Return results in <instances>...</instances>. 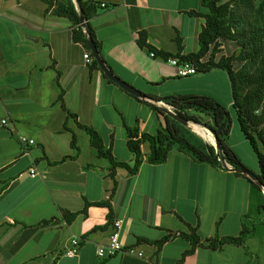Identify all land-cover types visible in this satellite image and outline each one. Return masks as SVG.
<instances>
[{
    "label": "crops",
    "instance_id": "crops-1",
    "mask_svg": "<svg viewBox=\"0 0 264 264\" xmlns=\"http://www.w3.org/2000/svg\"><path fill=\"white\" fill-rule=\"evenodd\" d=\"M93 2L97 10L88 23L117 76L151 96L213 98L200 91L192 76L199 72L180 76L136 42L144 31L154 49L197 51L204 17L190 11L205 13L201 0ZM44 8L40 0H0V264H264V212L257 211L264 196L232 171L196 162L176 149L165 162L151 164L145 141L136 173L115 167L109 198L110 164L97 157L77 122L93 127L117 160L132 164L124 126L154 134L164 126L163 117L108 82L100 68L89 74L87 50L72 40L68 19ZM72 135L77 150L70 146ZM107 199L109 207L93 204ZM86 202L85 213L65 219ZM243 217L253 231L242 245L197 246L181 263L177 260L190 247L187 239L172 237L159 250L154 243L196 225L201 239L237 236ZM116 219L122 244L135 246L141 258L97 257ZM73 237L83 240L77 254L67 256Z\"/></svg>",
    "mask_w": 264,
    "mask_h": 264
},
{
    "label": "trees",
    "instance_id": "trees-1",
    "mask_svg": "<svg viewBox=\"0 0 264 264\" xmlns=\"http://www.w3.org/2000/svg\"><path fill=\"white\" fill-rule=\"evenodd\" d=\"M40 1L45 5V12L50 11L55 16L68 19L72 26V40L81 43L92 57L87 44V34L80 24V11L76 8L73 0ZM79 1L85 28L104 59L106 67L115 74L112 63L102 54L101 45L88 23L89 19L96 14L97 6L93 0ZM201 4L206 9L205 13L190 11L191 14L204 17V25L198 33L199 47L197 51L180 54L179 52L171 53L154 49L147 43V36L144 31L138 33L136 42L139 47L148 52L151 51L163 59L175 57L192 62L196 66V72H207L212 68L226 71L231 90V107L235 112L240 132L256 156L259 172L255 173L247 167L230 145L226 143L230 132V114L226 107L215 99L204 95H169L163 97L148 95L154 101L152 102L134 96L119 87L129 95L144 102L155 113L161 115L164 126L154 134L145 132L139 134L136 126H124L126 146L134 155L133 163L128 164L114 157L111 148L104 145L101 135L93 127L77 122V125L89 135L90 145L95 148L97 157L107 159L110 164L109 176L113 179V186L109 198L116 186L114 179L115 167H123L130 174L136 173L143 159L140 145L145 141L149 145L146 160L151 164L165 162L172 149L189 155L196 162L207 163L213 167L224 168L222 163V160H224L232 168L244 171V173L238 171L233 173L247 179L255 189L262 193V186H264V132L261 129L264 122V107L261 106L264 100V0H201ZM219 40L233 41L238 47V54L235 56L221 55L216 58L220 48ZM235 61H242L244 65L235 69L233 66ZM246 67L251 68L250 71ZM95 68L98 69L99 66L92 57L89 74ZM103 77L108 82L115 84L104 73ZM59 100H62L61 94ZM155 101L168 104L176 115L186 121L197 122L198 119L194 113L208 115L211 119L209 127L215 132L218 139L217 147L187 136L183 130L184 126L163 112L161 107L155 104ZM61 106L64 107L62 104ZM257 111L259 112L256 113ZM72 115L76 117L74 113ZM70 146L72 149L77 150L74 135L71 137ZM66 157L68 156H64L62 159ZM69 157H72V155ZM254 178L258 179L260 185L253 180ZM89 204V202H86L79 212L65 213V219L70 221L77 213H85L86 206ZM93 204L108 207L110 205L109 199ZM257 211L259 214L264 212V203L258 206ZM244 220H246V217H243L242 227L237 236H214L201 239L196 225L190 228L189 233L167 234L154 243L157 250H159L162 244L172 237L181 236L187 239L190 242V247L177 260V263H181L184 257L197 246L219 249L225 244L242 245L246 237L253 231L252 227L245 225ZM98 228H103V226Z\"/></svg>",
    "mask_w": 264,
    "mask_h": 264
},
{
    "label": "rangeland",
    "instance_id": "rangeland-1",
    "mask_svg": "<svg viewBox=\"0 0 264 264\" xmlns=\"http://www.w3.org/2000/svg\"><path fill=\"white\" fill-rule=\"evenodd\" d=\"M219 42H220V48L216 54V58H219L221 55L235 56L238 54L239 52L238 47L233 41L219 40ZM243 65L244 64L242 61H239V62L235 61L233 63V66L235 69L241 68ZM246 69L249 70L251 68L246 67ZM192 76L194 79H199L200 91L209 93L217 102L221 103L229 111L231 124H230V132L226 139V143L233 147L234 152L238 155V157L243 161V163L247 167H249L253 172L258 173L259 169H258V163H257L256 156L252 152L246 139L243 137L242 133L240 132L237 121H236L235 112L232 109L231 104H230V102L232 101L231 90H230L229 78H228L226 71L221 70V69H211L209 72H206V73L199 72ZM261 106L264 107V100L262 101ZM258 112L259 111H257L256 113ZM194 114L197 117L198 121L197 122L189 121V125H183L184 132L190 138H196L198 141H202L203 143L212 144L214 146L213 136L211 132L208 130V127L211 124L210 117L202 113H194ZM193 124L200 125L203 128H205L206 131L209 133L208 135L211 136L212 140L204 139L198 134H196L192 130ZM261 129L264 132V122L261 125ZM118 137L119 135H116V138ZM115 144H118L117 139H116ZM147 150H148V145L146 143L143 145V151L146 152ZM261 194L264 195L263 192ZM262 203H264V198H263Z\"/></svg>",
    "mask_w": 264,
    "mask_h": 264
},
{
    "label": "built area",
    "instance_id": "built-area-1",
    "mask_svg": "<svg viewBox=\"0 0 264 264\" xmlns=\"http://www.w3.org/2000/svg\"><path fill=\"white\" fill-rule=\"evenodd\" d=\"M101 5L103 6L104 4ZM149 56L154 57L156 55L150 51ZM83 57L87 62L92 60V57L90 56V53L88 51H86L83 54ZM165 60L176 68L177 74L180 76H187L190 74H194L196 72V66L192 62L181 60L175 57H168ZM168 108L172 111L169 105ZM1 122L5 123L6 121L2 120ZM20 139L22 141H27L30 144L34 142L33 139L26 140V138L24 137H20ZM228 166L230 167L229 164ZM35 173H36L35 167L29 168L30 176H33ZM113 226L114 228L112 232L109 234L107 242L97 247L96 250L97 257L99 259L104 260L117 254H127L141 258L143 254L141 251L137 250L135 246H124L122 244L120 240L121 220L120 219L114 220ZM82 240L83 239L81 237H73L70 240V246L65 250L64 254L67 256H73L77 254V251L80 247Z\"/></svg>",
    "mask_w": 264,
    "mask_h": 264
},
{
    "label": "water",
    "instance_id": "water-1",
    "mask_svg": "<svg viewBox=\"0 0 264 264\" xmlns=\"http://www.w3.org/2000/svg\"><path fill=\"white\" fill-rule=\"evenodd\" d=\"M76 8L80 11V24L82 26V28L84 29V31L87 34V44L88 47L90 49V52L92 54V57L96 60V62L98 63V66L100 68V70L107 76L108 79H110L112 82H114L118 87H120L121 89L125 90L126 92L137 96L139 98L145 99V100H151L150 97L142 92L141 90L137 89L136 87L132 86L131 84H129L128 82H126L125 80L121 79L119 76H117L116 74H114L112 71H110L105 64L104 59L101 57L95 43L93 42V39L91 38V36L89 35V33L87 32V29L85 28V22L83 20L82 14H81V9H80V1L79 0H73ZM154 102V101H153ZM157 103H161L163 106L161 107L162 111L165 112L167 115H169L170 117H172L173 119H175L176 121H178L180 124L182 125H189V121H186L185 119H183L182 117H180L179 115H176L173 111H171L168 108V104L161 102V101H155ZM208 130L211 132L212 136H213V140H214V146L217 147V136L215 134V132L208 127ZM223 166L225 169L229 170V171H238L241 173H244V171H242L241 169H236V168H232L231 166L229 167L228 164L222 160ZM257 184L260 185V182L258 181V179L254 178L253 179ZM263 192H264V186H262Z\"/></svg>",
    "mask_w": 264,
    "mask_h": 264
},
{
    "label": "bare ground",
    "instance_id": "bare-ground-1",
    "mask_svg": "<svg viewBox=\"0 0 264 264\" xmlns=\"http://www.w3.org/2000/svg\"><path fill=\"white\" fill-rule=\"evenodd\" d=\"M192 130L198 134L199 136H201L204 139H208V140H212L211 136L208 135L209 133L206 131L205 128H203L200 125H192Z\"/></svg>",
    "mask_w": 264,
    "mask_h": 264
}]
</instances>
